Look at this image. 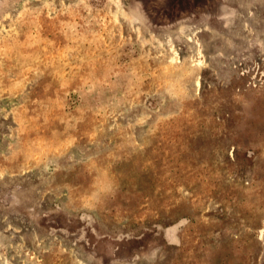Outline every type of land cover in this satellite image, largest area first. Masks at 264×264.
Returning a JSON list of instances; mask_svg holds the SVG:
<instances>
[{
  "label": "rangeland",
  "instance_id": "rangeland-1",
  "mask_svg": "<svg viewBox=\"0 0 264 264\" xmlns=\"http://www.w3.org/2000/svg\"><path fill=\"white\" fill-rule=\"evenodd\" d=\"M0 264H264V0H0Z\"/></svg>",
  "mask_w": 264,
  "mask_h": 264
}]
</instances>
